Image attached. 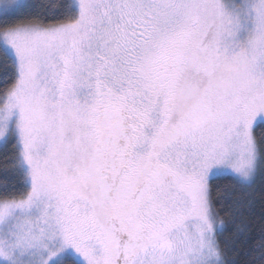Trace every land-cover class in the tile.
<instances>
[{"label":"snow or ice","instance_id":"obj_1","mask_svg":"<svg viewBox=\"0 0 264 264\" xmlns=\"http://www.w3.org/2000/svg\"><path fill=\"white\" fill-rule=\"evenodd\" d=\"M0 68V264H264V0H0Z\"/></svg>","mask_w":264,"mask_h":264},{"label":"trees","instance_id":"obj_2","mask_svg":"<svg viewBox=\"0 0 264 264\" xmlns=\"http://www.w3.org/2000/svg\"><path fill=\"white\" fill-rule=\"evenodd\" d=\"M30 2L33 4L39 5L42 2V0H30ZM2 71H3V69L0 68V73H2ZM3 155H4V152L2 150H0V160L3 159ZM260 211H261L260 205L257 204L255 206V212H254L255 217H257V218L259 217Z\"/></svg>","mask_w":264,"mask_h":264}]
</instances>
